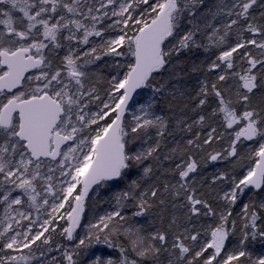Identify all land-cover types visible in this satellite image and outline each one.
Listing matches in <instances>:
<instances>
[{
	"label": "snow or ice",
	"instance_id": "obj_1",
	"mask_svg": "<svg viewBox=\"0 0 264 264\" xmlns=\"http://www.w3.org/2000/svg\"><path fill=\"white\" fill-rule=\"evenodd\" d=\"M200 50L206 61L191 71L204 78L194 94L182 92L174 62ZM116 57L131 59L105 60ZM169 95L194 113L187 127L176 120L180 131L210 129L187 139L190 148L228 136L207 159L235 167L244 146L255 166L239 179L214 173L211 198L197 187L193 155L154 167L172 135L160 108ZM121 183L113 210L77 234L90 191ZM0 207V264H31L37 241L44 257L53 250L45 233L65 219L69 243L55 246L63 259L54 264H264L249 249L264 246V0H0Z\"/></svg>",
	"mask_w": 264,
	"mask_h": 264
},
{
	"label": "trees",
	"instance_id": "obj_2",
	"mask_svg": "<svg viewBox=\"0 0 264 264\" xmlns=\"http://www.w3.org/2000/svg\"><path fill=\"white\" fill-rule=\"evenodd\" d=\"M260 9L257 8L255 10V15L259 16ZM245 37L250 36V33H244ZM258 38V37H257ZM234 39V38H233ZM252 49L253 54L258 52V49H255L254 46H249ZM207 53L203 52V50H200L198 52H193L191 54L187 55H182L178 61H175V65L181 70L180 71V84L186 83L187 89L184 90V92L192 93L194 94L196 90H198L199 87V80H202L204 78L202 73L199 72H192L191 68L193 63H201L202 61H206L207 58ZM214 58V57H213ZM130 57H118L114 59L115 61H119L122 63H127L128 60H130ZM106 60V59H105ZM126 68L120 69L121 72L126 71ZM108 70H104V75L107 73ZM110 74H115L114 69L110 68V71L107 73L106 76ZM167 75V74H166ZM102 86V88H101ZM96 87L101 88L102 94H105V89L108 87V85L104 82H98L96 84ZM97 88V89H98ZM168 102H162L160 105L161 112L168 118L172 120V124L170 126V130H172V135L167 138V146L166 148L163 149V151H168L172 148H178L180 151L176 155V159L169 161V160H164L163 159V151L161 153V160L160 161H152L153 166L158 168L160 171L163 170V168H168V167H174L176 162H179L180 156L185 155V154H191L194 156V158L199 162V173L194 174L196 175L197 179V187L200 189L201 192L206 194V198H211L212 196L215 195L214 192H212V189L209 187L211 177L216 171L220 172H228L230 178H242L243 175L246 174L247 170L250 167H253L255 165L256 157L252 154L249 153V148L244 147V146H239V153L241 156V159L237 163L235 167L233 165L229 164L227 161H220V162H212L207 159V152L212 151V150H217L221 151L224 148L228 147V142L230 140V137L225 136L223 140H217L216 143L212 144L211 146L205 145V149L207 151H201L200 149L197 148H190L187 144L186 141L187 139H195V133L197 131L200 132L201 134V140H203L207 132L210 131L208 127H204L203 129L194 127L191 132H183L180 131L176 127V120L181 119L185 122L184 126L187 127V124H190L192 122V119L194 117V113L190 110V108H185L184 105L187 103L185 100H172V97L169 95L167 98ZM260 97L257 96L254 98V103L259 104ZM209 123L212 124L213 127H217L218 131H221L222 129L219 127V124L214 121H209ZM243 145L246 146H251L253 149L258 148V144H256L254 141H244ZM147 163V162H146ZM159 174V171H158ZM219 183V182H218ZM202 184V186H201ZM123 183H121L119 186H108L102 189V192L97 194V196H94L93 198L91 197L93 195V191L89 194L90 198H87L85 204L87 205V212L85 213L86 215L82 216L83 222L86 223V227L88 224L91 222H94V219L99 218L102 215H105L106 213L110 212L113 210L114 207V201L109 203L112 199V196L115 191L119 190V188L123 187ZM230 185L228 183H223L221 184V187L227 188ZM251 195V194H249ZM249 195H246L242 197L243 202H248L249 200ZM214 203V201H212ZM68 209L69 205L67 206ZM240 210V204L236 206L235 211ZM171 211V209H169ZM124 214L126 216H130L131 210L130 209H125ZM135 220H138L139 224L144 225L145 227H148V221L144 218H134ZM82 224V223H81ZM60 226H64V224L59 223L56 225L57 231L54 233H45L46 236L51 237V243H52V251H45L44 257L40 256L41 250L47 249L48 246L43 245L40 241H37L36 245L32 246V252L31 255L34 257L32 260L31 264H37V259L41 261V264H54V262L51 261V258L55 256L57 260L62 262V256L60 252H57L55 250V246L57 244H62V245H68V241H66L63 236L60 235ZM239 220L237 222V227H239ZM79 229L77 230V234L80 232ZM85 231L81 233L80 236H83L85 234ZM239 235V233H237ZM43 239V237L41 238ZM233 238V242H234ZM102 246H97V251L100 250ZM231 247V245H230ZM249 249L252 252V254H262L264 253V246H262L259 243L256 244H249ZM21 254H29L28 249H24L23 253ZM2 255V254H0ZM113 256L118 257V253H113Z\"/></svg>",
	"mask_w": 264,
	"mask_h": 264
},
{
	"label": "rangeland",
	"instance_id": "obj_3",
	"mask_svg": "<svg viewBox=\"0 0 264 264\" xmlns=\"http://www.w3.org/2000/svg\"><path fill=\"white\" fill-rule=\"evenodd\" d=\"M115 35H117V33L116 32H113V31H109L108 33H106V36H108V37H114ZM116 58H118V57H116ZM116 58H105L107 61H112V60H114V59H116ZM105 70H108L107 71V73L110 71V68H106ZM107 73L105 74V75H107ZM180 85H182V87H181V91L182 92H184V90L185 89H187V86H186V83H184V84H180ZM98 88V87H97ZM101 88H102V86H101ZM101 88H98V90L100 89V90H102ZM99 90V92H100V95H101V97H105V94H102V91H100ZM92 108H93V110H96V104H93L92 105ZM129 118V120H130V116L128 117ZM101 123H103V121H101ZM93 128H95L96 126L95 125H93L92 126ZM94 134V133H93ZM215 173H220V171H216L215 170ZM78 188H79V186H77ZM96 188V187H95ZM102 189L103 188H99V189H97L95 192H93V195L91 196L92 198L94 197V196H97V194H99L100 192H102ZM86 205V204H85ZM67 206H68V204L66 203L65 204V208L64 209H61V212H66V211H68V210H70V209H68L67 208ZM86 208H87V205L85 206V213L87 212V210H86ZM112 211V210H111ZM240 211V210H239ZM239 211H237V212H239ZM84 213V216L86 215ZM1 215H0V217H2L3 216V209H2V211H1V213H0ZM235 214V213H234ZM36 217H37V214L35 213V212H32V214H31V219H33V220H35L36 219ZM42 219H43V217H41V222H42ZM99 218H97V219H94V222L93 223H95L97 220H98ZM23 223V225L26 227L27 225H28V221H23L22 222ZM59 223H61V224H64V226H66V219L65 220H60L59 221ZM83 227H80V229L81 230H79L80 232L78 233L79 235H81V233H83L84 232V230H86L87 228H85L86 227V223L85 222H83L82 221V224H81ZM23 230V229H22ZM40 230V228H39V223H37L35 226H33V232H36V231H39ZM262 254H264V253H262ZM17 255H19V253H17ZM254 255H259V254H254Z\"/></svg>",
	"mask_w": 264,
	"mask_h": 264
},
{
	"label": "water",
	"instance_id": "obj_4",
	"mask_svg": "<svg viewBox=\"0 0 264 264\" xmlns=\"http://www.w3.org/2000/svg\"><path fill=\"white\" fill-rule=\"evenodd\" d=\"M254 166H255V165H254ZM254 166H253V167H254ZM93 187L95 188L96 186H93ZM90 192H91V191H90ZM86 200H87V198H86ZM81 219H82V217H81ZM78 228H79V227H78ZM78 228H77V229H78Z\"/></svg>",
	"mask_w": 264,
	"mask_h": 264
},
{
	"label": "flooded vegetation",
	"instance_id": "obj_5",
	"mask_svg": "<svg viewBox=\"0 0 264 264\" xmlns=\"http://www.w3.org/2000/svg\"><path fill=\"white\" fill-rule=\"evenodd\" d=\"M2 209H3V208H2V207H0V213H1ZM0 215H1V214H0Z\"/></svg>",
	"mask_w": 264,
	"mask_h": 264
}]
</instances>
